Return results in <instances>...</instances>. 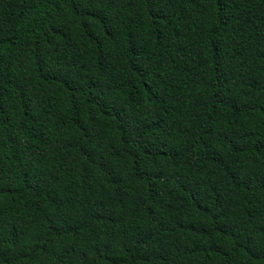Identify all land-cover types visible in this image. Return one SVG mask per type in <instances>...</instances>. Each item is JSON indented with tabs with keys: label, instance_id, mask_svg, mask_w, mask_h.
I'll list each match as a JSON object with an SVG mask.
<instances>
[{
	"label": "trees",
	"instance_id": "trees-1",
	"mask_svg": "<svg viewBox=\"0 0 264 264\" xmlns=\"http://www.w3.org/2000/svg\"><path fill=\"white\" fill-rule=\"evenodd\" d=\"M0 264H264V0H0Z\"/></svg>",
	"mask_w": 264,
	"mask_h": 264
}]
</instances>
